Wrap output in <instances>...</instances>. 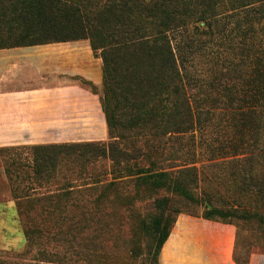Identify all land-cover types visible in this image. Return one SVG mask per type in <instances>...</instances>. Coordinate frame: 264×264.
<instances>
[{
	"label": "trees",
	"instance_id": "1",
	"mask_svg": "<svg viewBox=\"0 0 264 264\" xmlns=\"http://www.w3.org/2000/svg\"><path fill=\"white\" fill-rule=\"evenodd\" d=\"M83 40L103 61L101 103L109 142L27 146L30 158L7 157L21 213L24 206L40 207L49 212L47 219L72 229L101 227L108 206L134 179L146 192L148 184L150 190L166 189L197 202L200 171L179 160L184 142L213 105L233 115L243 134L241 147L249 149L231 161L245 165L234 173L240 189L264 194V0H0V49ZM215 46L226 53L207 77L199 75L196 61ZM242 81L251 87L248 95L239 90ZM147 160L148 170L141 165ZM106 161L110 164L100 169ZM68 166L65 175L62 168ZM76 180L102 194L84 203L73 195ZM159 206L166 203L160 200ZM81 207H95L99 216L67 212ZM237 213L212 206L200 216L187 215L231 224L224 220ZM177 218L163 209L153 222L157 262ZM59 232L29 226L27 251L20 257L32 256V264H73L67 254L41 250ZM237 251L238 245L237 264H248Z\"/></svg>",
	"mask_w": 264,
	"mask_h": 264
},
{
	"label": "rangeland",
	"instance_id": "2",
	"mask_svg": "<svg viewBox=\"0 0 264 264\" xmlns=\"http://www.w3.org/2000/svg\"><path fill=\"white\" fill-rule=\"evenodd\" d=\"M225 50L215 46L208 55H203L197 60L199 75L207 77L212 67L224 56ZM236 54L241 56L240 53ZM236 60L239 61L238 58ZM240 84L239 90L244 93L251 89L246 82L242 81ZM93 91L100 95L103 92L99 88ZM240 96L242 97L241 93ZM216 107L218 106L213 105L209 109L208 116L198 121L194 137L189 142H184V159L179 160V164L189 161L190 166L200 171V185L195 192L198 201H189L166 189L150 190L148 184L146 192V188L137 185L134 179L127 186L126 192L120 194L118 200L115 198L114 203L110 206L106 205L108 206L106 217L101 227L88 225L80 230L72 229L69 224L62 225L55 219H47L49 212H43L40 207L31 210L32 208L24 206L21 213L14 186L7 173L9 168L7 157L30 158L31 152L27 146L0 148V264H32V256L20 257L27 251L25 231L31 225L44 226L50 232L61 231L57 239L47 242L45 247L40 246L41 250L67 254V258L73 264L76 262H79L77 264H161L160 256L158 262L155 256L156 236L153 222L162 210L165 209L166 215L171 219H176L181 214L200 216L212 206L222 208L224 211L238 212L224 222H231L237 230V257L240 260L249 262L253 254H264V194L253 195L240 189L241 183L234 173H241L245 165L240 163L236 167L231 161L233 158L245 157L249 149L241 147L243 134L239 131L241 126L239 128L235 126L233 115L229 114L230 112L223 113ZM248 108L246 106L244 110ZM102 142L108 143L109 138ZM13 149L14 151H11ZM153 161L156 165L162 164L158 158ZM254 163L259 170V162ZM109 164V161L103 162L99 164V168ZM141 165H145L148 170L151 163L147 160V163ZM261 167L264 168L263 165ZM67 169H71V166L62 168L65 175ZM74 182L79 186L72 189L73 195L84 203L102 194L99 188L88 191L86 187L81 186L82 180ZM39 192L41 191L36 193ZM160 200L166 203L163 209L159 206ZM207 201L211 202V206ZM240 204L244 207H239ZM67 212L77 218L88 217L86 219L96 220V216H99L95 207L68 208Z\"/></svg>",
	"mask_w": 264,
	"mask_h": 264
},
{
	"label": "crops",
	"instance_id": "3",
	"mask_svg": "<svg viewBox=\"0 0 264 264\" xmlns=\"http://www.w3.org/2000/svg\"><path fill=\"white\" fill-rule=\"evenodd\" d=\"M103 61L89 41L0 49V148L102 142ZM103 94V92H102ZM237 230L181 214L161 264H237ZM248 264H264L253 254Z\"/></svg>",
	"mask_w": 264,
	"mask_h": 264
}]
</instances>
